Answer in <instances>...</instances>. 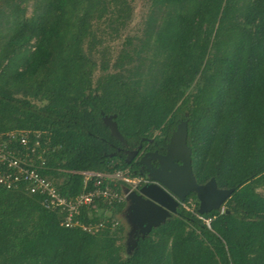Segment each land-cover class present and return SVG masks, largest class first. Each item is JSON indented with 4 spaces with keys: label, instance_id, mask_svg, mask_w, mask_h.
Here are the masks:
<instances>
[{
    "label": "trees",
    "instance_id": "trees-1",
    "mask_svg": "<svg viewBox=\"0 0 264 264\" xmlns=\"http://www.w3.org/2000/svg\"><path fill=\"white\" fill-rule=\"evenodd\" d=\"M0 1V132H40L42 172L64 193L83 189L75 171H139L131 152L165 150L182 120L198 183L234 187L204 214L191 192L193 211L180 204L128 251L120 222L65 227L40 195L0 185V264H264V0H152L140 47L113 62L103 43L131 0H34L29 16L28 0Z\"/></svg>",
    "mask_w": 264,
    "mask_h": 264
},
{
    "label": "built area",
    "instance_id": "built-area-1",
    "mask_svg": "<svg viewBox=\"0 0 264 264\" xmlns=\"http://www.w3.org/2000/svg\"><path fill=\"white\" fill-rule=\"evenodd\" d=\"M40 136L38 131L23 129L0 132V185L7 189L23 186L29 193L40 195L47 208L61 213L60 223L65 227L79 226L95 234L116 226L117 206L127 204L131 191L151 182L148 173L110 163L102 171H75L82 177L83 189L75 194L64 193L59 183L42 172L48 147ZM182 205L191 211L195 206L192 200ZM82 210L87 219H82ZM203 219L210 225L209 218Z\"/></svg>",
    "mask_w": 264,
    "mask_h": 264
},
{
    "label": "water",
    "instance_id": "water-1",
    "mask_svg": "<svg viewBox=\"0 0 264 264\" xmlns=\"http://www.w3.org/2000/svg\"><path fill=\"white\" fill-rule=\"evenodd\" d=\"M115 116L105 115L103 120L110 128L111 134L125 142L114 120ZM187 137V122L182 120L170 137L168 153L165 156L157 155L159 160L167 162L166 166L154 167L149 153L144 154L139 160L153 182L129 193L128 210L131 220L144 234L160 225L172 213H176L180 201H184L190 192L196 193L199 201L198 212L204 214L223 207L226 199L234 191V187H218L214 177L206 183H198L193 172L192 149L187 143ZM137 153L138 151L131 152L132 157Z\"/></svg>",
    "mask_w": 264,
    "mask_h": 264
},
{
    "label": "rangeland",
    "instance_id": "rangeland-1",
    "mask_svg": "<svg viewBox=\"0 0 264 264\" xmlns=\"http://www.w3.org/2000/svg\"><path fill=\"white\" fill-rule=\"evenodd\" d=\"M34 0H28L21 5H25V14L27 16L31 15L33 8L35 6ZM152 0H131L130 5L132 7V17L131 20L128 21L127 25L123 28L120 27L119 29V35L115 36L114 39L106 40L103 44L108 43L110 46V56H111V62L115 60V58L118 56L119 51L125 46L127 48L133 49L134 47L139 48L141 44V38L143 36V31L145 28L146 18L149 14L150 8H151ZM1 6L4 7L5 4H3L0 1ZM7 9V8H6ZM4 17H0V26H5L6 23L3 21ZM88 46V43H85ZM87 48V47H86ZM147 60L145 65H147L149 62ZM137 62H133L132 64H127V67L130 69L132 68V65L136 64ZM146 69V67H145ZM19 95V94H18ZM258 190L264 194V187L258 188ZM130 212L128 208L122 213L120 216L118 214L119 222L123 225V234H124V241L126 243V246L128 248H131V243L134 240L135 234L138 233V228L130 218Z\"/></svg>",
    "mask_w": 264,
    "mask_h": 264
},
{
    "label": "flooded vegetation",
    "instance_id": "flooded-vegetation-1",
    "mask_svg": "<svg viewBox=\"0 0 264 264\" xmlns=\"http://www.w3.org/2000/svg\"><path fill=\"white\" fill-rule=\"evenodd\" d=\"M151 141H152V139H151ZM169 144V143H168ZM157 144L156 143H154V145H153V147L154 148H151V145H146V146H142V145H140L137 149H135V150H133V151H138V153L135 155V156H133L132 157V155L130 154L129 155V159L128 160H134V161H138L139 162V160H140V158L144 155V154H146V153H149V154H151V155H149L150 157H151V162H152V165L154 166V167H156V168H159V167H162V166H166V164H167V162H165V161H161V160H159L158 158H157V155L158 156H165L167 153H168V145H167V147H166V149L165 150H161L159 147H157L156 146ZM132 151V152H133ZM141 172H143V173H145V174H147V171H146V169H145V166L144 165H141L140 164V169H139ZM151 178V177H150ZM151 182H153V180L151 179ZM150 182V183H151ZM191 193V192H190ZM189 193V194H190ZM188 194V195H189ZM187 195V196H188ZM187 198V197H186ZM191 200V199H190ZM186 201V199L184 200V201H180V204L182 205L183 204V202H185ZM180 206V205H179ZM179 208V207H178ZM136 224V223H135ZM136 226H137V228L139 229L138 231H140V227L136 224Z\"/></svg>",
    "mask_w": 264,
    "mask_h": 264
},
{
    "label": "crops",
    "instance_id": "crops-1",
    "mask_svg": "<svg viewBox=\"0 0 264 264\" xmlns=\"http://www.w3.org/2000/svg\"><path fill=\"white\" fill-rule=\"evenodd\" d=\"M128 206H129V201H128L127 204H126V208H128Z\"/></svg>",
    "mask_w": 264,
    "mask_h": 264
}]
</instances>
